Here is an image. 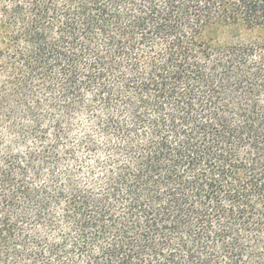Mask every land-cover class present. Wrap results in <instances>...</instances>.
I'll return each instance as SVG.
<instances>
[{"label": "trees", "instance_id": "16d2710c", "mask_svg": "<svg viewBox=\"0 0 264 264\" xmlns=\"http://www.w3.org/2000/svg\"><path fill=\"white\" fill-rule=\"evenodd\" d=\"M0 264H264V0H0Z\"/></svg>", "mask_w": 264, "mask_h": 264}, {"label": "rangeland", "instance_id": "374dc122", "mask_svg": "<svg viewBox=\"0 0 264 264\" xmlns=\"http://www.w3.org/2000/svg\"><path fill=\"white\" fill-rule=\"evenodd\" d=\"M229 29H211L207 32V37L214 38V40H220L223 36L228 35Z\"/></svg>", "mask_w": 264, "mask_h": 264}]
</instances>
